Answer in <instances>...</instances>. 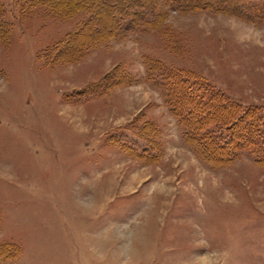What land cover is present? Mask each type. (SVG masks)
<instances>
[{"label":"rangeland","instance_id":"1","mask_svg":"<svg viewBox=\"0 0 264 264\" xmlns=\"http://www.w3.org/2000/svg\"><path fill=\"white\" fill-rule=\"evenodd\" d=\"M17 2L0 0V264H264V164L210 161L219 143L171 110L176 72L264 105V17L160 3L114 31L75 0Z\"/></svg>","mask_w":264,"mask_h":264},{"label":"trees","instance_id":"2","mask_svg":"<svg viewBox=\"0 0 264 264\" xmlns=\"http://www.w3.org/2000/svg\"><path fill=\"white\" fill-rule=\"evenodd\" d=\"M16 2L24 7L41 4L50 7V13H61L59 8L63 0H16ZM160 3L180 10L212 8L229 11L250 20L264 17V0H75L77 6L92 9L99 15V22L103 21L101 14L104 12L109 19L107 22L111 30L114 31L118 28L132 30L147 24L151 21L152 14L159 10ZM0 26H3L2 23ZM156 66L155 61H147L146 72L149 78L151 73L156 72ZM166 75L168 76V73ZM173 78L176 79L175 86H182L186 94L179 101L185 104L186 108L172 100L171 110L182 123L186 124L189 135L195 136L196 139L201 137L197 141L204 150L214 143H219L215 156L208 153L210 161L227 164L241 156L242 150H247L254 155L256 162L264 164V105L242 104L226 96L225 92L212 84L202 79H192L182 72H176ZM205 112L214 115L215 121L212 120L214 123H210L212 126L210 128L213 129L203 125L206 121H200L195 125L188 119H193L197 115L202 117ZM200 129H204L205 134H198ZM197 149L200 151L199 147Z\"/></svg>","mask_w":264,"mask_h":264}]
</instances>
